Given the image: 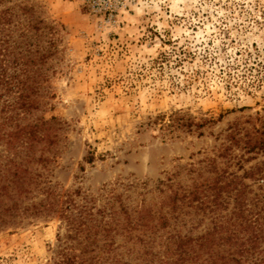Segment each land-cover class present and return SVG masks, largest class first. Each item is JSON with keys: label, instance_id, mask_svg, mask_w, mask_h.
Instances as JSON below:
<instances>
[{"label": "rangeland", "instance_id": "1", "mask_svg": "<svg viewBox=\"0 0 264 264\" xmlns=\"http://www.w3.org/2000/svg\"><path fill=\"white\" fill-rule=\"evenodd\" d=\"M20 1L55 25L39 113L62 128L44 175L73 193L75 207L111 202L123 219L122 207H159L219 178L246 189L248 209L264 218V182L256 179L264 175V0L4 5ZM7 153L1 142L0 156ZM19 221L0 230V264H54L66 220L54 213ZM111 234L113 243L95 248L112 251L107 264H131L129 233ZM247 248L244 264H264V238Z\"/></svg>", "mask_w": 264, "mask_h": 264}, {"label": "trees", "instance_id": "2", "mask_svg": "<svg viewBox=\"0 0 264 264\" xmlns=\"http://www.w3.org/2000/svg\"><path fill=\"white\" fill-rule=\"evenodd\" d=\"M4 2L0 0V143H7L8 153L0 156V230L17 226L29 214H59L67 229L54 264L111 263L112 251L95 246L113 243L114 229L129 233L131 264H244L247 247L264 238V218L260 210L248 209L246 189L232 185L233 179L196 184L159 207H122L121 219L111 202L97 209L75 207L73 193L64 195L44 175L62 128L56 117L39 113L47 64L57 52L55 25L34 3ZM256 179L264 182V175ZM34 194L43 197L29 202ZM69 240L74 243L67 244Z\"/></svg>", "mask_w": 264, "mask_h": 264}, {"label": "built area", "instance_id": "3", "mask_svg": "<svg viewBox=\"0 0 264 264\" xmlns=\"http://www.w3.org/2000/svg\"><path fill=\"white\" fill-rule=\"evenodd\" d=\"M87 1L94 10H102V9L110 8V6L104 5V4H108L107 0H87Z\"/></svg>", "mask_w": 264, "mask_h": 264}]
</instances>
